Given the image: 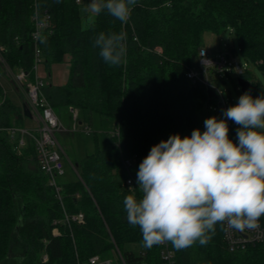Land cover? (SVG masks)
I'll use <instances>...</instances> for the list:
<instances>
[{
  "label": "trees",
  "instance_id": "obj_1",
  "mask_svg": "<svg viewBox=\"0 0 264 264\" xmlns=\"http://www.w3.org/2000/svg\"><path fill=\"white\" fill-rule=\"evenodd\" d=\"M35 7L47 12L51 25L40 39L44 63L70 59L66 84L45 87V98L53 109L82 111V124L85 112L89 118L98 114L119 136L107 132L108 147L75 160L77 174L62 180L66 214L83 213L85 219L68 225L40 170L33 141L19 147L20 135L11 138L10 129L27 128L23 106L29 105L18 90L21 104H15L0 84V264L11 262L6 259L11 241L23 253L16 259L22 264H87L91 256L109 258L117 251L126 264H159L161 245L142 246L139 227L128 223L124 198H139L137 172L151 148L171 135L190 138L201 123L203 105L219 100L217 91L186 77L198 68L205 32L234 30L239 53L257 67L263 81L254 80L248 70L239 78L250 82L254 99L264 96V0H137L126 24L107 11L89 20L76 0H0V46L6 47L3 57L12 70L33 66ZM121 31L127 33V62L111 66L99 56L94 40L100 32ZM228 53L230 58L238 54L235 47ZM231 132L237 135L233 127ZM134 155L136 183L128 188L123 160ZM55 226L59 236L53 234ZM170 245L176 264H264V242L231 253L219 223L206 245L196 242L181 250Z\"/></svg>",
  "mask_w": 264,
  "mask_h": 264
},
{
  "label": "clouds",
  "instance_id": "obj_2",
  "mask_svg": "<svg viewBox=\"0 0 264 264\" xmlns=\"http://www.w3.org/2000/svg\"><path fill=\"white\" fill-rule=\"evenodd\" d=\"M137 0H89L81 10L102 11L126 24ZM170 7L171 5H167ZM127 33L100 32L99 56L111 66L126 63ZM237 129L238 144L228 137L226 120L205 119V131L191 137L171 135L153 146L139 165V198H124L128 223L138 226L142 246L165 242L178 250L206 245L216 225L255 229L264 216V96L244 93L238 104L222 110ZM131 190V189H130Z\"/></svg>",
  "mask_w": 264,
  "mask_h": 264
},
{
  "label": "built area",
  "instance_id": "obj_3",
  "mask_svg": "<svg viewBox=\"0 0 264 264\" xmlns=\"http://www.w3.org/2000/svg\"><path fill=\"white\" fill-rule=\"evenodd\" d=\"M81 2L82 0H76L77 4H81ZM31 21L34 25V30L31 33V39L34 44L33 66L31 69H26L24 67H18L15 70L10 69L3 57L6 47L3 45L0 46V68H3L7 75L13 80L14 84L18 85L25 91L30 111L34 115L39 116L40 119V123L35 128L10 129L11 138H14L17 134L20 135L18 139L19 147H23L26 144L27 139L33 141L40 170L47 176L49 185L53 188L55 197L65 213L64 222L68 225L71 221L82 224L85 221L83 213L69 216L65 211L62 180L67 173V163L56 137V133L61 130L62 125L52 106L43 94V89L47 87L46 84L36 74L39 64L44 60L40 39L44 29L51 27V25L48 23L47 12H41L37 7L34 9ZM15 41L19 42L20 37H15ZM248 66V63L242 65L241 63L232 60V58L229 57L228 51L218 59H210L208 58V53L202 48L199 51L198 68L190 69L186 73V77L194 83H200L205 87L214 89L217 91L220 98L221 93L218 92L217 88L212 84L210 71L216 70L218 73H221L226 72L230 68L237 73L239 78V76L247 70ZM219 105L223 106L226 110L227 104L223 100V97ZM69 110L72 113L74 121L73 129L76 131L79 111L76 107H70ZM226 120L229 121L227 117ZM82 132L89 135L91 133V127H83ZM110 133L115 137L119 136L118 129H113ZM137 161V155L123 160V167L127 173L124 185L128 188H132L136 183L133 176V167ZM78 196L79 195L77 194V197ZM56 224L57 222H54V225ZM53 234L55 236L60 235L57 226L53 228ZM223 239L228 251L231 253L242 252L250 246L263 243L264 216L259 218L258 227L255 229L245 228L243 231H240L229 227L226 222L223 223ZM160 245L162 249L160 252L161 261L159 264H176L175 253L171 248L170 242H165ZM44 259L47 260L46 255L44 256ZM115 261L118 263L120 262L121 264H126L119 251L114 254V257L109 258H102L99 255L91 256L88 259L87 264H115Z\"/></svg>",
  "mask_w": 264,
  "mask_h": 264
},
{
  "label": "rangeland",
  "instance_id": "obj_4",
  "mask_svg": "<svg viewBox=\"0 0 264 264\" xmlns=\"http://www.w3.org/2000/svg\"><path fill=\"white\" fill-rule=\"evenodd\" d=\"M89 3V0H82L80 4V10H82L87 4ZM81 15H87L89 20H92L96 15L91 13H84L82 11ZM203 49L208 53V58L210 59H218L222 55H225L227 51L235 47L237 55H234L232 60L241 63L244 65L246 63L245 59L241 56L239 53V46H238V40L236 37V34L234 33V30L232 28L226 29L221 34L213 33V32H205L203 34ZM232 55V54H231ZM69 57L66 58V62L62 64H53L50 66H47L44 63V60L41 64H39L37 69V76L43 80V82L46 84V86H53V87H59L66 84L69 76ZM247 70L253 75L254 80H260L263 81V77L257 67L253 64H249L247 67ZM0 83L6 90L8 97L15 103V104H21V99L17 96L15 93V90L21 94L25 101L27 102V98L25 96V91L19 87L18 85H12L7 73L3 70V68H0ZM211 81L212 84L217 88L218 92L221 93V97L217 101V103H208L206 102L203 107L199 111L201 123L199 125V130L201 133L205 131L204 121L207 118L215 116L218 120L224 119L226 120V117L223 115V111L225 110L223 106H220V102L223 100L227 104V108L234 106L238 104L239 101V95L241 91L240 86L237 83L238 76L235 71H232L230 68L226 72L218 73L216 70L210 71ZM17 88V89H16ZM250 94L249 91H246ZM244 92V93H246ZM242 92V94H244ZM251 95V94H250ZM55 114L58 116L62 128L58 133H56V137L59 143V146L62 150L63 155L65 156V160L67 163L68 168V175H72L74 172L77 174V170L75 168V160H80L84 158V156L88 154H92L97 148L99 149H105L108 147V135L107 132H111L112 126L109 121L101 120L99 115L96 113H93L91 118H89L88 112H85L83 114V117H85L87 120L83 124H80L81 121L78 120V125L76 128V132H68L65 130V127L72 128L73 122H72V116L68 114L69 108L66 107H60L53 109ZM80 113V111L78 109ZM85 115V116H84ZM62 118H61V117ZM63 120L65 123H63ZM90 120L92 123H90ZM228 124V137L230 140L233 141V143L238 144L237 135L233 134L231 132V127L234 129H238L241 126L235 124L232 120L227 121ZM35 122L33 120L27 119L25 121V125L32 126ZM65 124V125H64ZM90 126L91 127V133L89 135H86L82 132L83 127ZM112 129V130H111ZM33 168V166L31 167ZM72 172V173H71ZM141 248V247H140ZM141 250V249H140ZM139 250V251H140ZM137 251V252H139ZM114 254L112 257H114ZM22 251L18 248V244L15 241H11V247L10 250L6 256V259L8 261H11L9 264H22L21 262H17L16 259L18 257L22 256ZM118 262L115 261V264Z\"/></svg>",
  "mask_w": 264,
  "mask_h": 264
},
{
  "label": "crops",
  "instance_id": "obj_5",
  "mask_svg": "<svg viewBox=\"0 0 264 264\" xmlns=\"http://www.w3.org/2000/svg\"><path fill=\"white\" fill-rule=\"evenodd\" d=\"M31 112V111H30ZM68 114L69 115H71L72 116V113L70 112V110H68ZM61 117V116H60ZM62 118V117H61ZM28 119H30V120H33L34 122H35V124L33 125L32 124V126H26L27 128H35L39 123H40V119H39V116H37V115H34L32 112H31V117L30 118H28ZM72 122L74 123V121H73V117H72ZM63 123H65L64 122V120H63ZM80 124H82V123H80ZM65 125V124H64ZM77 125H78V123H77ZM77 125H76V127H77ZM65 127V130L66 131H68V132H76V131H74V124H73V127L72 128H69V127H66V126H64ZM64 158H65V156H64ZM68 166H67V173H66V176L63 178V180L64 179H67V178H72L73 177V175H75V173L73 172H71L72 173V175H68Z\"/></svg>",
  "mask_w": 264,
  "mask_h": 264
},
{
  "label": "water",
  "instance_id": "obj_6",
  "mask_svg": "<svg viewBox=\"0 0 264 264\" xmlns=\"http://www.w3.org/2000/svg\"><path fill=\"white\" fill-rule=\"evenodd\" d=\"M237 83L238 85L240 86L241 88V91L244 93L246 91H248L249 87H250V82L243 79V78H238L237 80ZM23 110H24V114L26 117L30 118L31 117V112H30V109L24 105L23 106Z\"/></svg>",
  "mask_w": 264,
  "mask_h": 264
}]
</instances>
